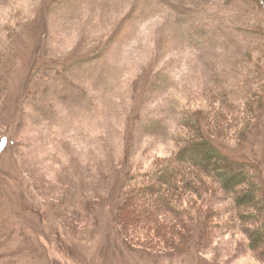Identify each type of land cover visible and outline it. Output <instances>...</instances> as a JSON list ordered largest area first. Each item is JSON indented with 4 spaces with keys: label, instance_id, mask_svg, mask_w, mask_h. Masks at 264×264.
<instances>
[{
    "label": "rangeland",
    "instance_id": "rangeland-1",
    "mask_svg": "<svg viewBox=\"0 0 264 264\" xmlns=\"http://www.w3.org/2000/svg\"><path fill=\"white\" fill-rule=\"evenodd\" d=\"M261 4L0 0V264H264L220 184L187 196L200 221L181 246H141L121 219L132 178L176 158L187 111L264 182V108L248 123L222 98L264 85Z\"/></svg>",
    "mask_w": 264,
    "mask_h": 264
},
{
    "label": "trees",
    "instance_id": "trees-1",
    "mask_svg": "<svg viewBox=\"0 0 264 264\" xmlns=\"http://www.w3.org/2000/svg\"><path fill=\"white\" fill-rule=\"evenodd\" d=\"M254 1L264 7V0ZM222 98L225 106L241 110L247 116L244 120L251 123L254 116L256 120L260 116L258 106L260 110L264 108V85L251 92L241 107L232 101L230 92L222 94ZM204 117L187 111L184 126L190 130L178 137L180 150L176 158L161 163L148 175L132 178L121 208L122 226L130 239L141 246L155 245V238L181 246L183 242L179 241L195 236L196 223L200 221L194 210L185 204L187 196L191 192L201 195L211 189V185L220 184L234 194L248 223L246 232L251 237L252 248L264 259V182L253 161L234 157L212 138ZM242 141L244 143L245 139ZM211 212L214 211L211 209ZM206 221L205 232L209 235L213 226H210V218ZM141 227L147 230L146 236L140 235ZM152 228L158 231V236L148 234Z\"/></svg>",
    "mask_w": 264,
    "mask_h": 264
}]
</instances>
